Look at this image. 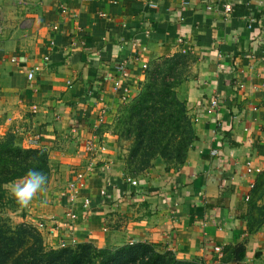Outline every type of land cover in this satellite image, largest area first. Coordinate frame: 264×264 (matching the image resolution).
Returning <instances> with one entry per match:
<instances>
[{
  "label": "crops",
  "instance_id": "1",
  "mask_svg": "<svg viewBox=\"0 0 264 264\" xmlns=\"http://www.w3.org/2000/svg\"><path fill=\"white\" fill-rule=\"evenodd\" d=\"M263 14L264 0H0V138L51 148L65 172L23 221L43 222L52 247L146 242L264 264ZM181 52L195 57L183 99L197 138L183 163L157 157L131 175L109 127L147 66Z\"/></svg>",
  "mask_w": 264,
  "mask_h": 264
},
{
  "label": "trees",
  "instance_id": "2",
  "mask_svg": "<svg viewBox=\"0 0 264 264\" xmlns=\"http://www.w3.org/2000/svg\"><path fill=\"white\" fill-rule=\"evenodd\" d=\"M189 53L181 52L151 62L145 69L139 94L124 102L117 116L118 142L129 143L126 171L134 175L149 167L157 157L167 163H183L196 140L193 122L177 88L186 79ZM28 169L44 174L49 157L43 147H24L13 133L0 138V207L6 206L5 185ZM241 256L245 246L236 248ZM0 264H202L183 260L170 250H158L146 242L116 247H97L91 242L52 247L31 223L13 222L0 216Z\"/></svg>",
  "mask_w": 264,
  "mask_h": 264
},
{
  "label": "rangeland",
  "instance_id": "3",
  "mask_svg": "<svg viewBox=\"0 0 264 264\" xmlns=\"http://www.w3.org/2000/svg\"><path fill=\"white\" fill-rule=\"evenodd\" d=\"M187 57L188 58V69L186 71V79L180 83V85L177 88V92L179 96L183 99V94L185 92V87L186 85L183 84L186 81H189L191 79L192 71L191 68L193 64L195 63V57L192 54H189ZM187 109V108H186ZM188 112V109H187ZM117 115L113 118V122L111 123V127L109 129L111 130L112 133L116 134L118 136V125L119 122L117 121ZM189 118L192 121V118L188 112ZM193 122V121H192ZM120 146L122 147L121 152L123 154V158L125 159L126 154L128 153V148H129V143L125 140H120ZM44 148V147H43ZM46 149L49 157V171L45 174L47 177V184L45 191L42 193H39L32 201L33 202H38L42 201L44 199H50L53 198L57 191H60L63 189L65 186L64 184V176L65 172L64 169H62L61 165L63 164L61 157H59L55 151L51 150V148H44ZM90 154V152H89ZM91 155V154H90ZM9 183L5 185L6 190L8 189ZM67 186V185H66ZM6 199V206L0 207V216H8L13 222L18 223L23 221V215L26 214L30 209V204L27 207H20L17 205L14 201V199L10 196L9 192L7 193V198ZM29 223V222H28ZM38 230L39 228L37 225H34ZM43 228V227H42ZM40 231V230H39ZM198 262L202 264H206L204 260H197Z\"/></svg>",
  "mask_w": 264,
  "mask_h": 264
},
{
  "label": "clouds",
  "instance_id": "4",
  "mask_svg": "<svg viewBox=\"0 0 264 264\" xmlns=\"http://www.w3.org/2000/svg\"><path fill=\"white\" fill-rule=\"evenodd\" d=\"M47 177L44 173L28 169L23 176L11 181L7 191L20 207H27L33 199L45 191Z\"/></svg>",
  "mask_w": 264,
  "mask_h": 264
},
{
  "label": "built area",
  "instance_id": "5",
  "mask_svg": "<svg viewBox=\"0 0 264 264\" xmlns=\"http://www.w3.org/2000/svg\"><path fill=\"white\" fill-rule=\"evenodd\" d=\"M150 5H151V6H156L157 4L151 2ZM225 10H226L227 12H229V11L231 10V5H230V4H226V5H225ZM262 18H263V23H264V14L262 15ZM117 69L121 72V75H122L123 77H126V76H127V71H126V68H125V66H124L123 64H118V65H117ZM28 77H29V78H32V77H33V72H29ZM115 84H116L117 86L120 85V83H119L118 81H117ZM213 103H216V101L214 100ZM86 148H87V150L91 153V155H92V154L94 155V154L96 153V152H95V148H94V146H93V144H92L91 142L87 143ZM105 149H106V147H105L104 145H100V146L98 147V150H97V151L102 152V151H104ZM212 153H213V154H217V150H213ZM83 177H84V174L79 173V174H77L76 179L78 180V179H81V178H83ZM77 180H76V181H77ZM76 181H73V182H71V183L69 184V188H70V189H72V188L75 187V183H76ZM132 183H133V184H136V181H132ZM84 204H85V207H87V206L89 205V201H88V200H85ZM68 215H69V217H71V218H74V217H75V214H74L72 211H69V212H68ZM44 225H45V224H44L43 222H39V223L37 224V227H38V228H42V227H44ZM216 249H219V248L217 247Z\"/></svg>",
  "mask_w": 264,
  "mask_h": 264
}]
</instances>
